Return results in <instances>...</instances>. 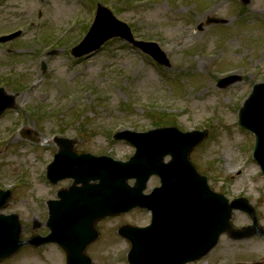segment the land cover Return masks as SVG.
<instances>
[{"label": "rangeland", "instance_id": "obj_1", "mask_svg": "<svg viewBox=\"0 0 264 264\" xmlns=\"http://www.w3.org/2000/svg\"><path fill=\"white\" fill-rule=\"evenodd\" d=\"M97 4L128 24L136 39L158 43L170 68L119 39L92 57L73 59L70 50L88 31ZM213 19L221 24L206 23ZM19 29L17 39L0 42V87L16 93L15 107L0 117V189L13 188L2 213L20 217L24 238L33 223L45 221V199H55L53 193L71 181L57 187L46 182L39 173L54 144L44 152L23 141L18 130L36 133L40 141L55 134L78 139L77 149L122 161L134 149L112 140L117 131L162 125L207 130L191 153L192 163L215 191L255 203L264 222V176L252 160L254 139L237 123L243 100L264 82V0H0V36ZM230 71L239 81L226 79L217 88ZM155 185L149 182V188ZM149 220L135 211L109 226H146ZM223 246L237 250L225 257L228 264L264 259L263 240L240 249ZM127 250L114 233L88 254L95 264H125ZM0 264H63V257L52 248H26Z\"/></svg>", "mask_w": 264, "mask_h": 264}, {"label": "water", "instance_id": "obj_2", "mask_svg": "<svg viewBox=\"0 0 264 264\" xmlns=\"http://www.w3.org/2000/svg\"><path fill=\"white\" fill-rule=\"evenodd\" d=\"M114 37L128 41L160 64L169 66L157 45L135 42L129 28L101 6L90 31L72 50V55L79 58L94 53ZM12 105V101L0 102V114ZM239 125L254 134L253 157L264 173V83L255 85L244 102ZM206 135V132L181 133L174 128L148 133L121 132L115 139L126 140L135 148L134 155L125 163L107 157L72 154L64 148L67 143L59 141L61 150L48 168L47 179L56 184L61 179L72 178L83 187L68 194L60 193L59 201L49 204L51 233L45 238L22 241L19 217L0 215V260L14 255L25 245L54 243L68 253V264H91L82 252L95 238L93 224L134 208L150 211L152 220L148 228L120 231L131 243L130 264H186L202 258L221 233L233 232L232 210L243 207L239 201L228 204L222 196L212 193L206 179L197 175L189 162L190 152ZM167 156L171 160L164 163ZM153 175L160 177L161 187L144 195ZM130 180L134 181L132 187L128 185ZM90 181L97 183L89 185ZM9 198V192L0 191V210Z\"/></svg>", "mask_w": 264, "mask_h": 264}, {"label": "flooded vegetation", "instance_id": "obj_3", "mask_svg": "<svg viewBox=\"0 0 264 264\" xmlns=\"http://www.w3.org/2000/svg\"><path fill=\"white\" fill-rule=\"evenodd\" d=\"M78 140V139H77ZM78 142V141H77ZM49 144V146H51V144L50 143H48ZM78 147V145L76 144V148ZM77 150H81V151H83L82 149H77ZM50 152H51V156L53 155V152L50 150ZM255 217H256V223L258 224V225H260L259 224V217H258V214L257 215H255ZM224 238H226V237H224ZM228 240V239H227ZM229 241V240H228ZM229 242H231V241H229ZM231 243H233V242H231ZM200 264H213V261L212 260H208V261H204V262H201Z\"/></svg>", "mask_w": 264, "mask_h": 264}]
</instances>
